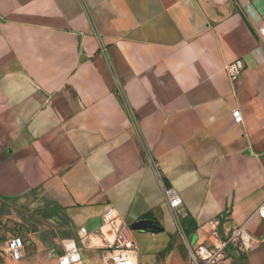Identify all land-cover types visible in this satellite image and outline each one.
<instances>
[{"label": "crops", "instance_id": "1", "mask_svg": "<svg viewBox=\"0 0 264 264\" xmlns=\"http://www.w3.org/2000/svg\"><path fill=\"white\" fill-rule=\"evenodd\" d=\"M263 23L264 0H0V201L46 224L14 216L30 233L0 234L7 261L59 264L73 238L79 264H111L113 207L137 264H188L239 227L252 244L230 241L228 264H264ZM143 218L163 230L131 228Z\"/></svg>", "mask_w": 264, "mask_h": 264}, {"label": "built area", "instance_id": "2", "mask_svg": "<svg viewBox=\"0 0 264 264\" xmlns=\"http://www.w3.org/2000/svg\"><path fill=\"white\" fill-rule=\"evenodd\" d=\"M258 32L260 39L264 42V23L259 26ZM245 66V61L241 58L228 63L226 70L230 79L235 82L240 77ZM233 114L238 122L243 121L239 108H235ZM151 162L155 166L153 160ZM156 172L164 191L166 203L178 217L179 212H181L184 206L183 198L175 187L164 181L157 169ZM258 212L264 218V201L260 205ZM103 220L105 225L111 226L114 230L113 240L108 242L105 247V257L111 264H137L138 246L134 239L129 236L128 232L130 228L122 221L117 210L113 207L108 208L103 215ZM81 231H85V228H81ZM214 234H217V232L215 231ZM236 239H241L242 246L245 248H249L252 244V239L244 227H239L233 230L229 240H219V244L214 246L199 243L193 247L190 251V261L188 264H228L229 254L227 246L230 241ZM24 247V240L20 237H14L6 242L4 249L12 254L15 259H20L23 256ZM63 249V253L58 258L59 264H79L82 262L81 248L75 239H64Z\"/></svg>", "mask_w": 264, "mask_h": 264}, {"label": "rangeland", "instance_id": "3", "mask_svg": "<svg viewBox=\"0 0 264 264\" xmlns=\"http://www.w3.org/2000/svg\"><path fill=\"white\" fill-rule=\"evenodd\" d=\"M39 206H41V203L37 202L33 208H37ZM0 212L5 213L0 217L1 218L0 234H2L4 238L8 236V233L18 234L21 236H27L30 233V228L25 226V224L21 222L15 221L14 216L25 217L26 215L27 216L26 218L28 220H30L36 227L41 228L42 230L43 228H45L46 225L44 223L45 220H43V218H41V220H36V218L33 217L32 214H30V211L27 210L26 205L24 206L18 203L10 204L0 201ZM51 231H53V229H51ZM62 244L63 242L59 240V242L57 243V247L63 248ZM0 253L2 258L0 264H10L6 259L5 253L1 251Z\"/></svg>", "mask_w": 264, "mask_h": 264}, {"label": "water", "instance_id": "4", "mask_svg": "<svg viewBox=\"0 0 264 264\" xmlns=\"http://www.w3.org/2000/svg\"><path fill=\"white\" fill-rule=\"evenodd\" d=\"M131 228L134 230H153V231L163 230L162 226L158 225L150 218H143L137 220L136 222L131 224Z\"/></svg>", "mask_w": 264, "mask_h": 264}]
</instances>
